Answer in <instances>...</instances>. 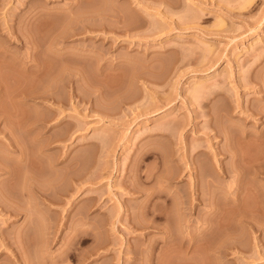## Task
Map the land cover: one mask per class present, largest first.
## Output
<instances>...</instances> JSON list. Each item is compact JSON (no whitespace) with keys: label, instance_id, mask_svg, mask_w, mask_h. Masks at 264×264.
Segmentation results:
<instances>
[{"label":"rangeland","instance_id":"obj_1","mask_svg":"<svg viewBox=\"0 0 264 264\" xmlns=\"http://www.w3.org/2000/svg\"><path fill=\"white\" fill-rule=\"evenodd\" d=\"M130 1L0 0V264H264V0Z\"/></svg>","mask_w":264,"mask_h":264},{"label":"bare ground","instance_id":"obj_2","mask_svg":"<svg viewBox=\"0 0 264 264\" xmlns=\"http://www.w3.org/2000/svg\"><path fill=\"white\" fill-rule=\"evenodd\" d=\"M131 2V4L130 5H132V3H134V1H130ZM136 5V4H135ZM139 7V6H138ZM139 11V10H138ZM111 14V13H110ZM104 15V14H103ZM101 17V16H100ZM106 17V16H105ZM116 17V16H115ZM117 18H118V14H117ZM101 19H102V17H101ZM106 20H107V17H106ZM102 24V23H101ZM229 139V138H228ZM231 140V139H230ZM233 154V153H232ZM242 155V154H241ZM243 156V155H242ZM239 157V156H238Z\"/></svg>","mask_w":264,"mask_h":264}]
</instances>
